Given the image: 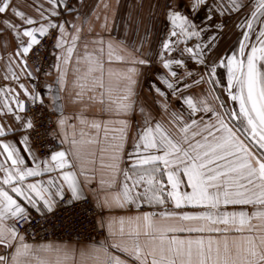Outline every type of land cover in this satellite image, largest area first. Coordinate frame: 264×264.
Listing matches in <instances>:
<instances>
[{
	"label": "snow or ice",
	"instance_id": "obj_1",
	"mask_svg": "<svg viewBox=\"0 0 264 264\" xmlns=\"http://www.w3.org/2000/svg\"><path fill=\"white\" fill-rule=\"evenodd\" d=\"M0 264H264V0H0Z\"/></svg>",
	"mask_w": 264,
	"mask_h": 264
},
{
	"label": "crops",
	"instance_id": "obj_2",
	"mask_svg": "<svg viewBox=\"0 0 264 264\" xmlns=\"http://www.w3.org/2000/svg\"><path fill=\"white\" fill-rule=\"evenodd\" d=\"M111 2L114 4L116 2V0H111ZM132 2H133V0H120L121 5L130 4Z\"/></svg>",
	"mask_w": 264,
	"mask_h": 264
},
{
	"label": "built area",
	"instance_id": "obj_3",
	"mask_svg": "<svg viewBox=\"0 0 264 264\" xmlns=\"http://www.w3.org/2000/svg\"><path fill=\"white\" fill-rule=\"evenodd\" d=\"M75 239V238H74Z\"/></svg>",
	"mask_w": 264,
	"mask_h": 264
}]
</instances>
